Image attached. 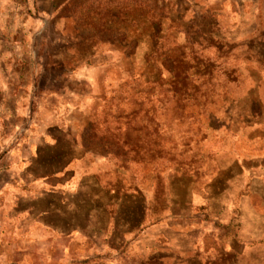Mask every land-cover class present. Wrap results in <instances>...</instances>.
Instances as JSON below:
<instances>
[{
  "label": "rangeland",
  "instance_id": "obj_1",
  "mask_svg": "<svg viewBox=\"0 0 264 264\" xmlns=\"http://www.w3.org/2000/svg\"><path fill=\"white\" fill-rule=\"evenodd\" d=\"M259 235L264 0H0V264H264Z\"/></svg>",
  "mask_w": 264,
  "mask_h": 264
},
{
  "label": "crops",
  "instance_id": "obj_2",
  "mask_svg": "<svg viewBox=\"0 0 264 264\" xmlns=\"http://www.w3.org/2000/svg\"><path fill=\"white\" fill-rule=\"evenodd\" d=\"M69 214H70V215L72 214L71 211H69ZM70 215H69V216H70ZM68 220H69V219H68ZM238 240L241 241V242H243V244L246 243V244L249 245V243H251V244L253 245V243H254V244L257 243V244L259 245L260 243L263 242L264 237H263L262 235H259L257 238H253V239H249V240H246V239H244V238H242V239L239 238ZM244 241H245V242H244ZM234 254H235V252L231 250V255H234ZM242 255H246V253L244 252Z\"/></svg>",
  "mask_w": 264,
  "mask_h": 264
},
{
  "label": "trees",
  "instance_id": "obj_3",
  "mask_svg": "<svg viewBox=\"0 0 264 264\" xmlns=\"http://www.w3.org/2000/svg\"><path fill=\"white\" fill-rule=\"evenodd\" d=\"M123 36L125 37L126 36V32H124L123 33ZM141 37V36H140ZM140 37H138L139 39V42H140ZM126 39V38H125ZM131 39H136L137 40V36H136V38L134 37H132ZM135 40V42L132 44V46H131V49L129 48L128 50H127V55L128 56H132V55H135V49H136V46H137V41Z\"/></svg>",
  "mask_w": 264,
  "mask_h": 264
}]
</instances>
